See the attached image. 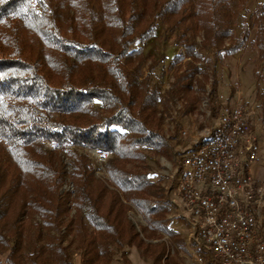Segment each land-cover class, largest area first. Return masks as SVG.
Returning a JSON list of instances; mask_svg holds the SVG:
<instances>
[{"label":"trees","instance_id":"trees-1","mask_svg":"<svg viewBox=\"0 0 264 264\" xmlns=\"http://www.w3.org/2000/svg\"><path fill=\"white\" fill-rule=\"evenodd\" d=\"M254 0H0V260L4 264H130L134 247L152 264L187 252L168 227L163 189L148 178L144 150L165 154L158 97L136 43L156 24L174 36L169 94L187 111L216 80L197 66L201 47L232 56L249 43L264 104V5ZM154 63L149 69L154 67ZM261 83V85H260ZM110 153L95 176L81 150ZM60 152L70 159L67 172ZM71 189L62 192L66 178ZM145 222L137 229L128 216ZM264 236V227L262 229ZM164 237L167 238L163 240ZM148 240H155L154 243ZM172 250V251H171ZM2 262V261H0Z\"/></svg>","mask_w":264,"mask_h":264},{"label":"rangeland","instance_id":"rangeland-1","mask_svg":"<svg viewBox=\"0 0 264 264\" xmlns=\"http://www.w3.org/2000/svg\"><path fill=\"white\" fill-rule=\"evenodd\" d=\"M256 4L264 5V0H254L250 5L252 11ZM253 33L249 37L245 48L239 53L227 56L221 53L218 57L216 51L211 47L202 48V37L196 38L197 48L200 49L202 59L197 66L205 71L209 77L212 75L216 80L215 96L208 98L209 85H206L205 92H199L193 82V90L196 97V105L191 111L185 108V102L179 92L172 96L169 94L173 82L171 63L178 49L173 46L174 36L166 31L165 26L156 24L151 39L144 43H136L133 48L140 51L144 65L142 74H149V85L157 93V115L162 120V132L166 138L167 150L165 154H156L150 150H144L147 164L148 178L163 191V200L168 202V211L165 219L168 227L176 231L179 238L184 241L187 252L180 251L171 253L170 258L161 260L156 264H194L191 251L186 242V224L184 214L180 206L179 194L174 184L175 169L180 162L181 156L189 151V146L194 138L200 137L211 130L216 123L219 112L223 108H230L237 100L252 110L251 127L254 130L261 145L262 165L255 173L258 182L264 183V104L257 98L255 91L256 73L260 70L254 50L249 43L253 39ZM154 63V67L149 66ZM261 85V83H260ZM185 132L186 135H183ZM92 151L81 150L86 154L95 170V176L102 181L108 180L104 170V163L109 156L96 157ZM67 172L70 171V159L65 152L58 154ZM71 184L66 178L61 188L62 192L69 191ZM264 217V208L262 210ZM133 225L139 229L145 226V222L136 209L128 212ZM163 240L167 241L164 237ZM150 241V240H148ZM155 240L150 242L154 243ZM63 244L69 245V254L73 264H79V254L75 249L76 243L72 234L64 237ZM172 251V250H171ZM127 258L130 264H152V260L141 254V251L131 247L127 249ZM1 264H4L3 259ZM111 264H121L120 254L114 253Z\"/></svg>","mask_w":264,"mask_h":264},{"label":"built area","instance_id":"built-area-1","mask_svg":"<svg viewBox=\"0 0 264 264\" xmlns=\"http://www.w3.org/2000/svg\"><path fill=\"white\" fill-rule=\"evenodd\" d=\"M252 115L239 100L223 108L175 169L194 264H264V183L250 169L261 160V145Z\"/></svg>","mask_w":264,"mask_h":264},{"label":"crops","instance_id":"crops-1","mask_svg":"<svg viewBox=\"0 0 264 264\" xmlns=\"http://www.w3.org/2000/svg\"><path fill=\"white\" fill-rule=\"evenodd\" d=\"M262 160H260L258 163H255V164H252L251 166V171L255 174L257 173V171H259V169L261 168V165H262Z\"/></svg>","mask_w":264,"mask_h":264}]
</instances>
